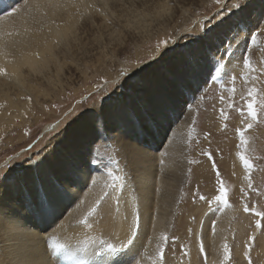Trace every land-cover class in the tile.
Returning a JSON list of instances; mask_svg holds the SVG:
<instances>
[{
	"label": "bare ground",
	"instance_id": "1",
	"mask_svg": "<svg viewBox=\"0 0 264 264\" xmlns=\"http://www.w3.org/2000/svg\"><path fill=\"white\" fill-rule=\"evenodd\" d=\"M169 1L16 0L15 6L21 9L20 12L11 17H4L3 13H0V67L6 69L8 73V75L0 76V87H4L2 90L0 89V92L6 91L0 95V122L2 120L9 121V116L14 114L15 107L18 108L15 116L20 122L25 120L24 112L27 110V103L15 105L13 101L15 96L21 95L19 97L21 99H23L22 95L25 96V99L31 96H52L54 91L45 87V81L57 87L62 93L69 72L71 76H74L73 65L82 66L81 72L84 81L97 74L109 76L112 79L111 67L103 60L102 55L111 53V57L118 59L124 50L128 49L127 45H130V41L124 39L135 37V33L142 34V29L146 27L143 26L141 18H137L139 13L142 14L146 11L144 15L142 14L143 17H150L152 21H158V24H161L159 18H163V20H165L164 17L176 18L179 13L182 14L181 8L186 9V6H191L192 3L199 0H175L174 4H179L180 9L176 5H169ZM125 4L128 6L125 7ZM106 5L112 11H117V8H120L116 15L125 18L123 20L125 27L130 30L123 28L122 30H111L112 26L109 30L103 31V28L109 24L105 20V24L99 29V37L89 38L90 36H88L84 41L80 33L86 32L85 28L92 30L89 20H94L96 17L94 7L96 9ZM158 8L159 10H155ZM164 12H167V15L163 14ZM239 13L241 14L240 28L237 30L240 33L242 25L247 22L241 20L243 10H240ZM244 14L247 16L248 13ZM262 15L264 17V12ZM132 18L135 21H132ZM230 18L232 19V17ZM231 21L228 22L227 33L224 34L226 38L231 37L229 33L233 31L231 23L234 22ZM144 32L146 34L141 37L148 40L151 34H148L146 29ZM106 37H108L105 40L106 46L98 45ZM219 38V41L210 44L202 52L208 50L210 54L214 53L215 49L224 43L222 37ZM93 45L98 47V52L90 53L94 49ZM116 46L117 48H115ZM197 53V50L190 51L187 59H182L166 70L171 76V80L158 81L154 78L152 81H148L147 87L150 89L147 102L143 97H139V93L133 100L131 98L132 87L122 96L123 101L111 102L108 108L102 112L100 119L98 115L88 118L92 123L99 121L102 124V130H120L119 124L123 123L125 135L121 140L123 146L121 150L124 153L119 156L117 152H113L111 155L115 158V163L110 167L114 175L121 177L120 180L112 181L108 176V164L103 160L101 152L98 153V147L93 146L92 151L89 150L90 142L94 140V136L97 140V135L90 125L83 122L71 126L69 131L72 133H69L65 128L55 138V143L46 159L40 160L41 168L30 165L29 173L16 176L12 173L7 175L6 180L4 179L5 174H2L0 177V264H58L60 257H66L52 255V249L48 245L53 237L59 242L67 244L70 253H74L71 258L76 262L85 260L88 264H103L106 260L115 259L119 253L111 257L94 255L99 241L103 239L113 243L121 253H129V250L132 249L136 255L130 264H135L136 260H139L140 264H151L149 257H156L159 251L158 245L164 243L161 233H167L169 238L173 236V231L177 228L175 216L184 208L186 209V207H176V202L182 200L185 188L177 192L170 184L171 175L176 172L177 167L173 168V172H167L163 178L160 175L161 172H156V167L153 169L155 159L149 154L151 152L146 150L147 145L141 147L136 146L135 143L146 138L144 136L148 133L152 144L154 142H157V145L161 144L162 133L167 132L165 118L176 112L178 99L182 97L183 89L180 86L186 81H200L210 71V66L206 67L195 59L194 56ZM230 58L232 62L229 64L228 61L229 67L238 64L239 57L232 56ZM191 60L193 61L191 62ZM91 61H97L98 64L93 62V70L87 72V63ZM207 61L209 60L207 59ZM239 69L244 70L243 68ZM226 71L229 72L230 69ZM41 79H44L42 82L44 88L31 83V81L40 82ZM166 82L167 84H165ZM163 86H165V90H161ZM11 90L12 92L8 93ZM157 111L159 112L157 119H160L161 122L156 125L152 122L154 120L150 121L154 124L155 127H153L148 118L151 119L153 113ZM24 122L26 123V120ZM112 127L114 129H111ZM155 128L161 129L155 130ZM21 129L13 128V130H18L20 135ZM185 129L188 131V128ZM185 129L179 138L184 143V147H187L188 143L185 142L187 139L184 138V133H187ZM98 131L105 137L106 134L101 132V129ZM110 136L115 140L118 139L114 133ZM147 141L144 142L147 143ZM174 148H171L169 143L164 150L168 152L166 153L168 156L169 152L172 154L182 153L183 147H179L178 142ZM171 160H173L172 156L169 161ZM165 167L172 168V163H167ZM200 169L201 167H197L195 170L193 180L201 187L207 176L201 174ZM105 170L107 171L105 172ZM243 173V170L238 169L237 177L232 179L236 185L240 186V184L246 183ZM93 180L96 182L93 183ZM35 182L40 183L41 187L43 185V189L49 188L53 182H59L67 190L53 200V208L58 207V213H62L60 218L57 219L58 214L50 213L46 208L44 210L46 217L42 221L39 220L37 215L44 213L36 210L35 198L40 191ZM109 183H114L115 189L106 188V184ZM105 190L108 195L101 202L96 214L89 218V223L93 227L90 230L86 229L79 221ZM239 191L240 187H237L236 192ZM215 195L216 193L211 196L209 201L213 200ZM198 199L200 198L196 193L187 199L193 211L190 227L201 216L195 232L192 233L189 229H184L177 234V240L182 242V245L174 248L179 254L165 255L163 253L164 264H205V256L207 264H220L223 259L222 245L225 240L228 242L232 236L230 227H234V225L231 222L240 207L239 205L235 207L231 203L228 207H223L214 201L209 204L207 197L201 200L204 204L197 202L192 205V202ZM183 204L186 203L183 202ZM30 210H35L36 214L31 213ZM196 211H198L197 215L194 214V212L197 213ZM136 213L140 218L139 228L134 226ZM213 222L215 233L212 231ZM256 230L255 228V233ZM133 233H135L134 239ZM251 234L253 232L249 231L248 237L243 238L234 250L238 257L235 264H249V261H245L247 258L244 256V252L246 244H251V247L253 245V240H249ZM263 238L264 236H260L257 250L250 248L255 254V264H264ZM129 239H133L131 245L127 244ZM188 240L192 242L191 245L185 244ZM201 240L205 247L204 254L199 251ZM86 242L87 250L81 251L85 248ZM122 245L124 246L122 247ZM167 246H172L169 241L164 246V250ZM141 247L145 248L143 253L140 252Z\"/></svg>",
	"mask_w": 264,
	"mask_h": 264
},
{
	"label": "rangeland",
	"instance_id": "2",
	"mask_svg": "<svg viewBox=\"0 0 264 264\" xmlns=\"http://www.w3.org/2000/svg\"><path fill=\"white\" fill-rule=\"evenodd\" d=\"M170 1L169 5L173 4L178 6L179 9L181 8L179 4H174L175 0ZM238 2L239 0H219V3H217V0H199L192 3L191 6H186V9L181 8L180 11H182V14L179 13V16L176 18L164 17L165 20H163V18L157 17L159 21L162 22L161 24H158V21H152L150 17H143L146 11L142 12L143 15L139 13L137 18H141V22L146 28L142 29V34L135 33V37L131 36L124 39L130 41V45H127L128 49H125L123 52L124 54L122 53L117 59L111 57V53L107 55L102 53L103 60L111 67L110 72L113 75L112 79L109 76L105 77L97 74L89 80L84 81V76L81 72L82 66L73 65L72 69L74 76H71L69 72L67 80L65 79L66 82L64 83V91L62 93L57 87L45 81V87H49L54 91L52 96H31L30 99H25L24 95H22L23 99L19 98L21 95L15 96L13 98L15 105H20L23 102L27 103V110L24 112L26 115V123L24 122L25 120L20 122L18 117L15 116L18 109L16 107L13 109L14 114L9 116V121L2 120L0 122V177L2 174H5V179L7 175L12 173L15 176L29 173L30 165L32 167L38 164L41 168L40 160L44 161L46 159L48 152L51 151L55 143V138L59 136L65 128L69 133H72L69 131V128L80 122L90 125L94 129L97 140H95L96 136H94V140L90 142L88 148L90 151H92L93 146L99 148L98 153L101 152V155L104 157L103 160L107 162L108 170L110 167L114 166L113 161H115V158H113L111 154L117 152L119 156H122L124 153L121 150L123 147L121 140L125 135L124 125L122 122L119 124L120 130H102V124L99 121L92 123L88 118H94V116L98 115L100 119L102 112L108 108V105L111 104V102L118 103L119 100L123 101L122 96L132 87L133 94L131 98L135 100L136 94L139 93V97H143L147 102L150 89V87H147L148 83L154 78L158 81L171 80L172 78L166 70L173 67L182 59H187L190 51L197 50L198 53L194 56L195 59L206 67L209 66L207 59L209 60L213 56L221 60L220 65H218L220 68L219 77L215 80L210 78L206 79L209 73L207 72L205 75L206 77L202 78L200 81L194 82L190 80L184 82L180 86V88L183 89V93L181 99H178L179 103H177L176 112L165 118L167 132L162 133L163 137L160 140L161 144L159 143V145H157V142L152 144L148 133L144 136L146 138H142L143 140L141 139V141H136L135 143L136 146L141 147L142 145H147V147H145L146 150L151 152L149 154L155 159V166H153V169L156 167V172H161L160 175H162L163 178L167 175V172H173V168L177 167L176 172L171 175L170 184L174 191L177 192L185 188V193L182 194V200L176 202V207H186V209L184 208L175 216L177 228L173 231L174 235L170 236L168 239L169 244L172 246H167L164 250V254H179L174 247L178 248L182 245V242L177 240V234L181 231L189 229L192 233L195 232L197 222L201 216L198 215L199 218L196 223L190 227L193 211L187 199L190 195L194 196L196 193L198 197L202 195L207 197L209 201L213 194H217L218 185L216 181V170H219L221 178L226 182L228 193L230 194L228 196V199L230 197L228 200L229 203L235 207H238V205L240 207L239 210L236 211L231 222L234 227H230L232 236L228 239V244L231 249L229 264H235L238 261V257L235 255L234 250L243 238L248 237L249 231L255 234L251 249L257 250L259 247L258 240L260 236H264V219L261 220L262 227L257 229L255 226L257 217L252 213H245L243 211V205L247 203L250 208L256 207L258 210L264 211V113L261 114L258 121L253 123V127L246 132V136L249 139V151L247 155L253 164L250 173L253 188L249 189L245 179L247 173L243 164L236 156V152L239 150V136L236 129L244 127L241 123L243 117L235 109H228L226 107L228 98L227 88L231 87L229 82L230 76L236 75L237 77L235 81V87L237 89L235 102L237 106L241 105L240 96L245 92L247 85H245L244 80L241 78V73L244 70L239 69L243 68L242 61L238 59V64L232 67H229L230 65L228 66L227 63L230 57H240L241 53L244 51V39L248 34L244 25L264 26V17L262 15L264 12V0H244L246 6L241 9H233L232 5ZM124 6L126 7L128 4ZM117 9V11H112L108 8V5L96 9L94 7L96 17L94 20H89L92 30L90 31L88 28H85L87 31L80 33L81 38H84V41H86L85 37L88 36H90L89 38L99 37V29L105 24V20L109 22V24L107 27L103 28V31L109 30L112 26L113 28L111 30H122V28L130 30L128 27H125V22L123 21L125 18L116 15L120 8L118 7ZM155 10H159V8ZM240 10H243L241 20H246L247 23L242 25L241 32L239 33L241 35L232 39V31L229 33L231 37L226 38L224 34L227 33L228 22L230 20L234 22L231 23L233 24L231 25V30H234L235 26L240 24ZM244 13H248L247 16H245ZM230 17H232V19ZM222 19L226 20V22L214 30L212 40L194 39L198 33L204 31L205 27L211 28ZM131 20L135 21L133 18ZM78 24L80 23L78 22ZM224 27L227 28L224 29ZM145 29L148 34H151L148 40L141 37V35L146 34L144 32ZM253 30H255V28H253ZM219 37H222L224 43H220L222 45L215 49L214 53L210 54L208 50L202 52L206 47L208 48L210 44L219 41ZM107 39L108 37L103 39L102 43L98 45L105 47V40ZM258 40L259 43L253 46L249 39L248 45L251 48V60L254 67L261 69L264 68V63L261 61V57L264 56V35L258 36ZM162 41L168 42L166 50L163 45L159 50L157 49V45L161 44ZM172 41H175V43H172ZM115 48H117V46ZM98 51V47L94 46L93 51L91 50L90 53ZM109 52L111 51L109 50ZM153 57L156 58L155 62H153ZM200 58L202 59L200 60ZM192 61L193 60H191V62ZM93 62L98 64L97 61ZM93 62L87 63V72L93 70ZM89 64L91 65L90 67ZM138 68H143V71H138ZM227 69H230V71L227 72ZM122 70L126 71L129 75L133 72H137V75L132 79H128V76L122 75ZM253 75L257 76V80L250 83H253L257 88L264 89V72L258 71L253 73ZM43 80H39L41 83L35 81H31V83L36 86L41 85V87L44 88V85H42ZM165 84H167V82ZM3 88V86L0 87L1 90ZM161 90H165V86H163ZM5 92V90L0 92V95ZM10 92H12V90L8 91V93ZM222 95L226 98L224 103L220 100ZM11 97H13L12 94ZM106 97L110 98L105 99ZM221 108H225L229 114V118L226 121H222L220 116ZM158 114V111L153 113V116L151 119L149 117L148 121L154 120L152 121L153 123H156V125L160 124L161 120L157 119ZM77 117L80 118L77 119ZM193 120H195L194 124ZM153 123L151 125L155 127ZM223 124H226L227 127H223ZM190 127L195 129L191 137H189ZM13 128H22L21 135L18 130H13ZM185 128H188V131ZM100 129L101 132L106 134L105 137L99 134L98 130ZM111 129L114 128L112 127ZM157 129L160 130L161 128ZM157 129L155 128V130ZM184 129L187 131V133H184V138L185 140L187 139L185 142L188 143L187 147H184V143L180 141L179 138ZM109 131H111V134H109ZM113 133L118 136L117 140L110 136ZM146 140H148L147 143L144 142ZM177 142L179 147H183L182 153L177 151L178 154L174 152V154H172V152H169L170 154L168 156V154H166L168 152L164 150V148L166 149V146L170 143V147L175 149L174 145ZM206 153L211 154V159ZM85 155L87 154L85 153ZM171 156L173 160L169 161ZM29 157H31L32 163L28 162ZM109 161L112 163L110 164ZM213 161L216 164L215 170L212 168ZM169 162L172 163V168L165 167ZM197 167H201V174L207 176L201 187L193 180V175ZM238 169L244 171L243 177L244 181H246V183L240 184V186L232 181V179L237 177ZM107 170H105V172ZM4 179H1V181H4ZM156 182H158V180H156ZM35 184L40 192L44 190L42 184L43 188L39 185L40 183L35 182ZM237 187H240L239 192H236ZM201 200L202 199H198L192 202V205L197 202L199 204H204ZM183 202L186 204H183ZM53 205L54 201L51 206L47 208L50 213L55 212V214H58V219L61 217L62 213H58V207L53 208ZM30 212L36 214L35 210H30ZM42 212L44 214L37 215L40 221L46 217L44 210ZM196 212L197 213L194 212L195 215L198 214V211ZM255 228L257 229L256 233L254 232ZM252 235L253 234H251V236ZM185 244L191 245L192 242L188 240ZM144 249V247H141L140 252L143 253ZM251 249H249V257L251 259V264H255V254L252 253ZM249 257H246L247 259L245 258V261H249Z\"/></svg>",
	"mask_w": 264,
	"mask_h": 264
},
{
	"label": "snow or ice",
	"instance_id": "3",
	"mask_svg": "<svg viewBox=\"0 0 264 264\" xmlns=\"http://www.w3.org/2000/svg\"><path fill=\"white\" fill-rule=\"evenodd\" d=\"M217 3H219V0H217ZM16 5V0H0V13H3L4 17H11L14 14L21 11V9ZM245 5L244 0H239L238 3H235L232 5L233 9H241ZM163 14L167 15V12H164ZM219 15V14H217ZM226 20H220L217 22L216 25H213V27H205L204 31L198 33L194 37L195 40H212L213 39V33L216 28H218L221 24H224ZM240 28V25L237 24L235 26V29L233 30L232 39H235L237 36H239V31L237 29ZM244 28L247 31V35L244 39V51L241 53L239 60L243 63V69L244 71L241 73V78L244 80L245 85H247L245 92H243L240 96L241 105L237 106L235 102V95H236V87H235V81L237 79L236 75H231L229 78V82L231 84V87L227 88L228 92V98H227V104L226 107L228 109H235L239 114L243 117L241 120V123L244 125L242 128L236 129L237 134L239 136V150L236 152V156L239 158L241 163L244 166V169L247 173L245 176V179L247 181V187L249 189L253 188L252 180L250 178V173L253 168V164L247 155L249 151V139L246 136V132L248 129H251L253 127V123L258 121L261 114L264 113V89L257 88L253 83H250L252 81L257 80V76L253 75V73H256L258 71L264 72V68L257 69L254 67L252 60H251V48L248 45V41L250 39L251 45L255 46L259 43L258 36L264 35V26H255V25H244ZM255 28V30H253ZM172 43H175V41H172ZM167 41H162L161 44L157 45V49L159 50L161 46L163 45L165 50L167 48ZM227 50V49H226ZM234 55V54H233ZM153 62H155V57L152 58ZM262 63H264V56L261 57ZM232 60L229 59V64H231ZM210 66V71L208 73V76L206 79H217L220 75V68L218 65H220L221 60L216 59L214 56L209 59L208 61ZM138 71H143V68H138ZM214 71V74H213ZM8 75L6 69L0 67V76ZM122 75L128 76V79H132L134 76L137 75V72L131 73L129 75L126 71L122 70ZM223 87V85H222ZM110 97H106L105 99H109ZM30 99V98H29ZM225 97L222 95L220 97V100L222 103L225 102ZM220 116L222 118V121H226L229 118L228 112L225 110V108L220 109ZM80 117H77L79 119ZM195 123V120H193V124ZM223 127H227L226 124H223ZM195 129L190 127L189 130V137H191L192 132H194ZM31 147V146H30ZM206 155H209V158L211 159V154L206 153ZM29 163H32L31 157H29L28 160ZM115 163V161H113ZM39 167V165H36ZM212 168L216 169V164L213 161L212 162ZM108 176L111 178L112 181L120 180L121 177L116 176L113 174V171L111 168L108 169ZM216 181H217V194L213 197V200L208 201L209 204L216 202L217 204L228 207V188L226 186V182L221 178V174L219 170H216ZM96 181L93 180V183ZM113 188L115 189L114 183L106 184V188ZM66 189L64 186L59 182H53L51 186L47 189H44L42 192H38L35 198V205L37 211H43L47 207L51 206L53 203V200L61 195ZM243 191V189H242ZM108 195V192L105 190L102 195L99 196L94 202V204L88 209L87 213L83 216V218L79 221L80 224H82L86 229H92L93 225L89 223V218L96 214L98 207L100 206L101 202L105 199V197ZM200 199H205L204 196H199ZM243 211L245 213H252L257 217L255 220V226L257 229H260L262 227L261 220L264 219V211L258 210L256 207H249L247 203H244L243 205ZM139 214L136 213L134 216V226L136 228H139ZM191 231V230H189ZM212 231L215 233V225L213 222ZM133 239L135 238V233L132 234ZM255 234L253 233L252 236L249 237V240L254 239ZM133 239H129L127 241V244L131 245L133 243ZM161 239L164 243L158 245V253L156 257H149L151 264H164L163 259V253H164V246L167 244V241L169 239L167 233H161ZM95 243V241H93ZM52 249V255L55 256H64L66 258H71V255H74V253H70L69 248L67 244L59 242L55 237H53L50 241V244L48 245ZM124 245H122L123 247ZM223 259L220 261V264H229L230 259V245L228 244L227 240L224 241L223 245ZM251 248V244H246V250L244 252L245 257H249V251L248 249ZM87 250V242L85 244V248L81 249V251ZM199 251L201 254L205 253V247L203 244V241H200ZM119 253V255L116 256L115 259H109L103 262V264H130V261L134 259V256L136 253L132 251V249L129 250V253H121L120 249L117 248L113 243L108 242L106 240L101 239L98 243V247L94 250V255L96 256H113L114 254ZM185 255H187V252H185ZM83 264V262H81ZM135 264H140L139 260L135 261ZM205 264H207V257L205 256ZM249 264H251V259L249 257Z\"/></svg>",
	"mask_w": 264,
	"mask_h": 264
}]
</instances>
